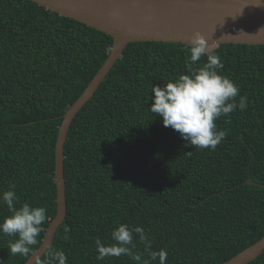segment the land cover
Here are the masks:
<instances>
[{"label":"trees","instance_id":"16d2710c","mask_svg":"<svg viewBox=\"0 0 264 264\" xmlns=\"http://www.w3.org/2000/svg\"><path fill=\"white\" fill-rule=\"evenodd\" d=\"M112 42L30 0H0V191L14 183L16 207H46L33 253L56 215L61 117ZM208 49L247 97L245 110L215 121L227 136L214 151L187 144L149 110L151 87L186 73L189 51L180 43L128 44L73 119L63 149L66 216L51 244L68 264H135L127 256L96 259L95 239L110 243L117 221L149 231L167 264H224L264 237V46ZM7 215L0 204V218ZM14 239L0 234V264L31 256L12 255ZM249 264H264V254Z\"/></svg>","mask_w":264,"mask_h":264},{"label":"water","instance_id":"95a60500","mask_svg":"<svg viewBox=\"0 0 264 264\" xmlns=\"http://www.w3.org/2000/svg\"><path fill=\"white\" fill-rule=\"evenodd\" d=\"M60 16L109 35V54L83 93L62 115L54 150L56 215L39 248L24 264L42 257L66 216L64 144L70 125L90 100L130 43L162 42L189 46L188 37L200 32L208 47L223 44L264 46V0H30ZM249 184H255L248 178ZM264 187V185H260ZM264 254V237L224 264H249Z\"/></svg>","mask_w":264,"mask_h":264},{"label":"clouds","instance_id":"9594fccd","mask_svg":"<svg viewBox=\"0 0 264 264\" xmlns=\"http://www.w3.org/2000/svg\"><path fill=\"white\" fill-rule=\"evenodd\" d=\"M259 31H264V28ZM188 40L186 73L169 79L163 86L153 85L149 110L161 118L164 127L178 132L187 144L214 151L227 136L226 130L217 129L215 121L222 116L228 117L237 109L245 110L247 97L240 96L239 86L220 74L223 63L219 56L209 51L208 42L200 32L193 33ZM202 57H206V62L201 64ZM15 188L12 183L8 190L0 191V204L6 205L10 213L0 218V234L15 237L8 242L12 255L29 257L33 255L32 246L38 243L37 237L43 231L47 209L28 203L16 207L19 200ZM67 232L65 229V239L68 238ZM110 237L111 242L107 244L100 238L95 239L97 260L127 256L135 264H153L156 261L167 264V250H153L151 233L139 224L117 221ZM35 264H68V260L64 251L49 245L44 258L37 259Z\"/></svg>","mask_w":264,"mask_h":264}]
</instances>
